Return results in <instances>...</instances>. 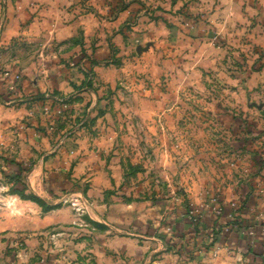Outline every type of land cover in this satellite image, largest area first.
<instances>
[{
  "label": "rangeland",
  "instance_id": "rangeland-1",
  "mask_svg": "<svg viewBox=\"0 0 264 264\" xmlns=\"http://www.w3.org/2000/svg\"><path fill=\"white\" fill-rule=\"evenodd\" d=\"M14 2L0 0L5 105L42 49L43 69L53 53L67 70L79 63L97 96L56 113L59 136L93 137L58 168L43 170L36 132L29 148L20 129L17 147L0 145V258L129 264L113 248L138 233L195 264L218 229L264 233V0H43L38 18L69 31L43 44L14 36L32 22Z\"/></svg>",
  "mask_w": 264,
  "mask_h": 264
},
{
  "label": "crops",
  "instance_id": "crops-1",
  "mask_svg": "<svg viewBox=\"0 0 264 264\" xmlns=\"http://www.w3.org/2000/svg\"><path fill=\"white\" fill-rule=\"evenodd\" d=\"M14 3L21 10V17L26 16L27 19L32 20L31 24L25 28H20L25 23L21 24L17 21V30L14 36H22V38H26L30 43L39 41L42 44L43 37H50L52 41H59L60 38L64 39V35H66L65 39L68 38L69 31L67 30L68 33L65 34L63 26L62 29L58 28L59 23L38 18L37 13L46 10L43 0H16ZM100 51L105 52V49L96 51V55L93 54L94 57L91 58L93 63L99 59V57L97 58V53H100ZM38 53L37 61H33L29 66L26 65L25 68L27 69L25 72L27 78L24 79L22 86L16 90L18 91L17 94L11 95L12 100L10 99L11 101L5 105L4 101L0 98V118H8L4 122V124L7 123V126H2L0 123V130L4 134L0 136V145L9 146L14 141L13 146L17 147V143L15 142L17 138L13 135L20 129L23 132L20 133L21 139L24 137L21 144L24 145L25 149L26 147L29 148L30 146L27 145L29 134L31 131L36 132V148L43 153V170H51L58 168V165H56L58 163L59 166L62 165V158H60L62 153L68 156L69 153H79L85 150L86 146H88V149L93 148V144L90 142L93 140L92 135L89 136V134L76 131V129L66 135L62 133V136H59L57 125L61 117L56 112L64 104L67 106L70 103L74 107V104H76L74 97L77 94L86 97L85 101H87V104L91 102V106H94L95 101L93 100V96L96 97L97 94L89 86L82 87L83 81L86 82V74L77 70L79 63H72L73 66H77V71L75 69L67 70L63 65H58L59 62L56 60L59 56L57 53H53L52 66L43 69V49ZM74 58H79V54H75ZM83 59L81 62L88 60V58ZM91 69L90 74L93 76L97 75L96 71L100 70L95 65ZM2 87L0 97L4 98L8 94L10 95L6 85ZM45 93L49 94L45 95ZM56 100H60L62 103L60 104ZM49 126H53L51 127L53 129L48 131ZM26 135H28L27 138ZM9 140L10 142H8ZM60 213L61 211H53L47 214L45 219L46 217H57ZM76 214L83 215V213L79 212ZM209 218L211 217L209 216ZM251 229L256 233L254 238L250 237V234L246 230L230 232L228 234L229 242L227 246L210 247L205 257L203 254L201 257L196 256V263L264 264V233H257L252 227ZM143 238L138 233H135L133 237L120 238V243L113 249L119 251L122 258H124L122 260H126L129 264L134 263L133 260L143 263L146 253H149L148 256L152 258L154 264H170L171 261L174 262L172 264L176 263V256L172 254V250L169 247L167 248L164 240L158 237H151L148 242L147 240L145 242L141 240ZM161 257L166 258L167 263ZM14 263L16 264L17 262L14 261ZM0 264L11 263L0 258Z\"/></svg>",
  "mask_w": 264,
  "mask_h": 264
},
{
  "label": "trees",
  "instance_id": "trees-1",
  "mask_svg": "<svg viewBox=\"0 0 264 264\" xmlns=\"http://www.w3.org/2000/svg\"><path fill=\"white\" fill-rule=\"evenodd\" d=\"M30 199H32L35 202H41V200H39L35 196H31ZM45 205L48 206V204L43 200V206H45ZM50 210H53V208L49 209V211ZM250 219H252V218H250ZM233 231H235V230H233V229L230 230V232H233ZM237 231H239V230H237ZM229 233H223L222 230L218 229V231L214 233V237H213V241H212V244L214 245V247H217L218 248V247L227 246V243L229 242L228 241L229 240L228 239V234Z\"/></svg>",
  "mask_w": 264,
  "mask_h": 264
},
{
  "label": "built area",
  "instance_id": "built-area-1",
  "mask_svg": "<svg viewBox=\"0 0 264 264\" xmlns=\"http://www.w3.org/2000/svg\"><path fill=\"white\" fill-rule=\"evenodd\" d=\"M88 74H89V73H88ZM90 75H91V74H90ZM11 89H13V88H11ZM56 101H57L58 103H60V104L62 103V101H60V100H56ZM62 107H63V108H66V105L64 104L63 106H61L57 112L60 113ZM57 112H56V113H57ZM233 205H234V204H233ZM216 212H217V214H220V212H218V211H216ZM229 231H230V230H229ZM254 233H255V232L252 231V232H250L249 234H250V235H255Z\"/></svg>",
  "mask_w": 264,
  "mask_h": 264
}]
</instances>
